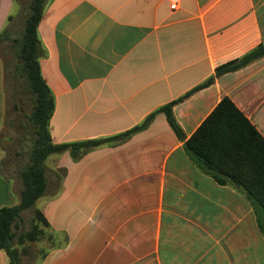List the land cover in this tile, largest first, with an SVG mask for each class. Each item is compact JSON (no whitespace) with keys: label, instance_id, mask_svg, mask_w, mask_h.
Here are the masks:
<instances>
[{"label":"crops","instance_id":"crops-1","mask_svg":"<svg viewBox=\"0 0 264 264\" xmlns=\"http://www.w3.org/2000/svg\"><path fill=\"white\" fill-rule=\"evenodd\" d=\"M23 2L0 0V33L9 37ZM38 37L54 145L118 136L189 95L172 106L179 136L157 113L127 139L46 159L33 210L51 237L37 264H264L244 192L184 150L223 98L264 139V57L216 76L264 44V0H49ZM6 71L1 57L0 136ZM20 191L0 165V209Z\"/></svg>","mask_w":264,"mask_h":264},{"label":"trees","instance_id":"trees-1","mask_svg":"<svg viewBox=\"0 0 264 264\" xmlns=\"http://www.w3.org/2000/svg\"><path fill=\"white\" fill-rule=\"evenodd\" d=\"M46 1L31 0L22 37L12 41L17 46V69L25 79L33 100L29 119L35 139L28 163L19 177L22 184L19 204L0 209V250L7 255L9 264H37L39 258L45 254L43 251L37 252L34 247V244L44 237L45 229H48V223L39 211H35L33 224L28 232L16 235L14 229L21 213L32 209L45 195L47 180L44 163L50 155L69 150L72 158L78 159L83 150L121 141L146 129L157 113L165 115L169 126L179 136V128L172 115V106L189 95L161 107L140 125L118 136L54 145L49 133L54 100L42 78L39 66V59L43 57L45 51L38 37V26L43 17ZM7 38L6 33H0V41ZM262 57L264 44L241 59L218 67L216 76L235 72ZM211 81L212 79H209L200 87L207 86ZM184 150L191 158L204 163L216 183L231 184L244 192L253 209L258 230L264 236V139L230 99L221 100L185 143ZM25 243H30V248L24 246ZM22 255L27 256L25 261Z\"/></svg>","mask_w":264,"mask_h":264},{"label":"rangeland","instance_id":"rangeland-1","mask_svg":"<svg viewBox=\"0 0 264 264\" xmlns=\"http://www.w3.org/2000/svg\"><path fill=\"white\" fill-rule=\"evenodd\" d=\"M24 1L23 11L13 22V25L10 28L9 37L5 41H0V58H3L7 68L3 81L6 95L5 102L7 106V115L4 130L0 136V148L2 153L0 165L4 173L19 191L22 189V184L19 178L20 173L28 163L35 139L33 126L29 119L33 100L28 92L25 79L21 77V74L17 69V46L12 42L13 40L22 37L25 19L29 15V5L31 0ZM48 1L49 0H47L46 3ZM61 173V171H58L57 175ZM49 174V177L54 180L55 173L52 172ZM13 200V206H17L19 204V194H14ZM34 207L21 213V217L17 221L14 229L16 235L26 233L31 229L35 215L33 210ZM49 237H51V233L48 229H45L44 237H41L40 240L34 244L37 252L39 251V253H41L44 250L42 247H45L44 245L48 243L47 239ZM24 246L30 248V243H25ZM21 247H18V249ZM24 255H22V257ZM36 258L38 257L36 256ZM25 259H27V256H24V261ZM6 261L8 264L7 258Z\"/></svg>","mask_w":264,"mask_h":264},{"label":"built area","instance_id":"built-area-1","mask_svg":"<svg viewBox=\"0 0 264 264\" xmlns=\"http://www.w3.org/2000/svg\"><path fill=\"white\" fill-rule=\"evenodd\" d=\"M176 7H175V5L174 6H172V9H175Z\"/></svg>","mask_w":264,"mask_h":264}]
</instances>
